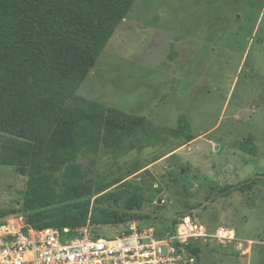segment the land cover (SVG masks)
Returning <instances> with one entry per match:
<instances>
[{
	"label": "rangeland",
	"instance_id": "rangeland-1",
	"mask_svg": "<svg viewBox=\"0 0 264 264\" xmlns=\"http://www.w3.org/2000/svg\"><path fill=\"white\" fill-rule=\"evenodd\" d=\"M78 94L145 116L162 136L142 152L80 160L94 186L119 180L91 195L92 208L113 201H98L106 192L119 196L122 217L89 223L95 233L115 236L131 221L162 229L189 215L211 233L222 224L238 232L228 243L193 239V264H264V0H135ZM180 115L191 140L166 136ZM27 183L0 165V212L15 210L0 222L24 215ZM135 192L143 207L128 212Z\"/></svg>",
	"mask_w": 264,
	"mask_h": 264
},
{
	"label": "trees",
	"instance_id": "trees-1",
	"mask_svg": "<svg viewBox=\"0 0 264 264\" xmlns=\"http://www.w3.org/2000/svg\"><path fill=\"white\" fill-rule=\"evenodd\" d=\"M134 2L0 0V165L15 166L28 176L20 210L36 228H69L77 234L89 223L120 221L114 193L98 198L102 203L111 198L107 206L91 207L92 194L119 180L94 186L80 160L142 152L162 139L145 116L78 94ZM191 130L188 117L180 115L178 127L166 136L191 140ZM134 137H140L138 142ZM246 183L252 187L254 182ZM123 207L141 209L142 194L130 195ZM187 249L199 259L192 243Z\"/></svg>",
	"mask_w": 264,
	"mask_h": 264
},
{
	"label": "built area",
	"instance_id": "built-area-1",
	"mask_svg": "<svg viewBox=\"0 0 264 264\" xmlns=\"http://www.w3.org/2000/svg\"><path fill=\"white\" fill-rule=\"evenodd\" d=\"M162 229L131 221L115 236L96 234L87 225L72 234L69 228H36L25 215L0 222V264H193L188 252L193 239L238 238L237 229L222 224L211 233L206 224L185 215Z\"/></svg>",
	"mask_w": 264,
	"mask_h": 264
},
{
	"label": "water",
	"instance_id": "water-1",
	"mask_svg": "<svg viewBox=\"0 0 264 264\" xmlns=\"http://www.w3.org/2000/svg\"><path fill=\"white\" fill-rule=\"evenodd\" d=\"M161 201V200H160Z\"/></svg>",
	"mask_w": 264,
	"mask_h": 264
}]
</instances>
